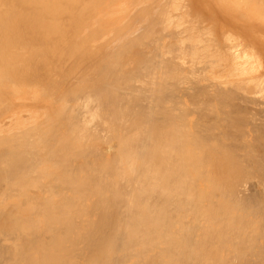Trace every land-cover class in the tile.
Here are the masks:
<instances>
[{"label": "bare ground", "instance_id": "6f19581e", "mask_svg": "<svg viewBox=\"0 0 264 264\" xmlns=\"http://www.w3.org/2000/svg\"><path fill=\"white\" fill-rule=\"evenodd\" d=\"M0 264H264V0H0Z\"/></svg>", "mask_w": 264, "mask_h": 264}]
</instances>
